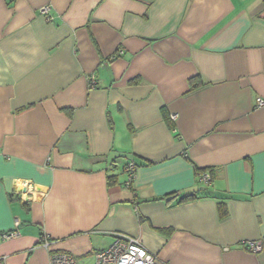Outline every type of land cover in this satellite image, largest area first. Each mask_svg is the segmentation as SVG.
<instances>
[{"label":"crops","instance_id":"obj_1","mask_svg":"<svg viewBox=\"0 0 264 264\" xmlns=\"http://www.w3.org/2000/svg\"><path fill=\"white\" fill-rule=\"evenodd\" d=\"M258 97L264 0H0L4 264L119 234L160 263L264 264Z\"/></svg>","mask_w":264,"mask_h":264},{"label":"built area","instance_id":"obj_2","mask_svg":"<svg viewBox=\"0 0 264 264\" xmlns=\"http://www.w3.org/2000/svg\"><path fill=\"white\" fill-rule=\"evenodd\" d=\"M49 10V6L45 5L40 8L41 13L46 14ZM123 50L119 49L118 54H122ZM257 106L264 105L263 98H257ZM136 166L133 162H129L125 168L128 173V179L125 182L126 186H129L132 182L133 173ZM203 181H208L209 174L202 172L199 175ZM24 184V183H23ZM22 184V185H23ZM23 190V189H22ZM26 190V191H25ZM28 189H24L22 193L27 192ZM17 231H10L2 234L3 239H10L16 236ZM42 245L47 247L49 241L44 235L41 239ZM245 246L253 253L259 252L262 248L261 240H249L246 241ZM94 264H168L160 263L155 255L147 251L141 242L134 237L119 234L115 237L113 243L107 248L97 251L93 255ZM4 258L0 257V264H4ZM50 264H79L77 259L67 252L53 251L49 253Z\"/></svg>","mask_w":264,"mask_h":264},{"label":"trees","instance_id":"obj_3","mask_svg":"<svg viewBox=\"0 0 264 264\" xmlns=\"http://www.w3.org/2000/svg\"><path fill=\"white\" fill-rule=\"evenodd\" d=\"M198 86V83H195V84H192V87H197ZM161 115L165 121V123L167 124V126L170 128V129H173L174 128V123H173V120L170 118L169 114L167 113V111L162 108L161 109ZM133 162L132 160H129L126 162L125 164V167L124 169L126 168L127 164L129 162ZM136 166V165H135ZM202 172H205L204 169H197V174L200 175V173ZM113 177H109V179H112ZM202 197V195H199L198 193H194V194H187V195H184L182 197L179 198L178 202H186V201H190V200H194V199H197V198H200ZM224 204L221 202V203H218V210H219V213L221 215H223L225 213V210H224ZM48 240V239H47ZM41 242V241H40Z\"/></svg>","mask_w":264,"mask_h":264},{"label":"rangeland","instance_id":"obj_4","mask_svg":"<svg viewBox=\"0 0 264 264\" xmlns=\"http://www.w3.org/2000/svg\"><path fill=\"white\" fill-rule=\"evenodd\" d=\"M94 254H88L84 257L78 258L77 261L79 264H94Z\"/></svg>","mask_w":264,"mask_h":264},{"label":"water","instance_id":"obj_5","mask_svg":"<svg viewBox=\"0 0 264 264\" xmlns=\"http://www.w3.org/2000/svg\"><path fill=\"white\" fill-rule=\"evenodd\" d=\"M170 198H171V197H168V198H166V199H165V201H168V200H170Z\"/></svg>","mask_w":264,"mask_h":264}]
</instances>
